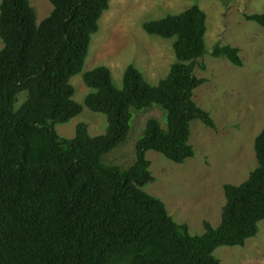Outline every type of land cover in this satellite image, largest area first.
I'll use <instances>...</instances> for the list:
<instances>
[{"label": "trees", "instance_id": "16d2710c", "mask_svg": "<svg viewBox=\"0 0 264 264\" xmlns=\"http://www.w3.org/2000/svg\"><path fill=\"white\" fill-rule=\"evenodd\" d=\"M49 1L53 11L41 23L30 0L0 5V264H222L217 249L244 247L264 221V129L257 168L241 185L224 187L222 221L206 222L203 235H192L144 190L155 181L149 151L185 164L196 156L193 123L216 129L194 100L206 82L196 69H206L207 14L195 4L144 25L148 35L174 41L177 62L158 85L131 65L120 89L100 66L83 75L91 92L80 104L71 81L84 72L111 0ZM244 17L264 28V14ZM212 57L244 66L230 45H216ZM85 107L107 118L106 134L93 137L81 123L75 138H61L57 126ZM153 108L166 127L147 122L131 167L107 164L128 141L134 113Z\"/></svg>", "mask_w": 264, "mask_h": 264}, {"label": "rangeland", "instance_id": "374dc122", "mask_svg": "<svg viewBox=\"0 0 264 264\" xmlns=\"http://www.w3.org/2000/svg\"><path fill=\"white\" fill-rule=\"evenodd\" d=\"M30 1L37 11L38 23L51 15L53 6L49 0ZM195 4L208 16V53L201 60L206 69H196V76L206 82L195 91L194 100L211 113L216 129L201 121L193 123L191 144L196 156L185 164L173 163L149 151L147 159L152 163L155 181L144 190L161 199L178 223L189 225L192 235L200 236L206 232V222L218 227L222 221L226 205L224 187L241 185L258 166L255 142L264 129V28L248 22L244 14H264V0H111L110 9L100 21V30L93 36L84 72L71 83L80 104L91 92L83 75L100 66L111 70L120 89L131 65L150 84L158 85L177 62L174 41L148 35L144 25L182 14ZM218 44L239 48L244 66L236 67L228 60L212 57ZM3 47L0 40V51ZM25 99L26 95L21 103ZM134 115L128 141L106 156L107 164L131 167L147 122L157 119L166 127L159 108ZM81 123L89 126L93 137L107 132V118L86 107L80 116L56 129L61 138L73 139ZM214 255L222 264H264V221L258 236L244 247H221Z\"/></svg>", "mask_w": 264, "mask_h": 264}]
</instances>
